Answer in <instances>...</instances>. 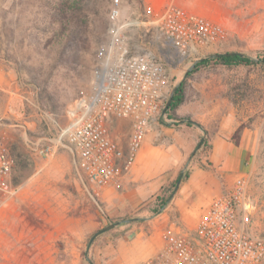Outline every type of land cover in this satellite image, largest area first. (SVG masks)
<instances>
[{
	"label": "rangeland",
	"instance_id": "obj_1",
	"mask_svg": "<svg viewBox=\"0 0 264 264\" xmlns=\"http://www.w3.org/2000/svg\"><path fill=\"white\" fill-rule=\"evenodd\" d=\"M154 1L106 0L100 15L84 16L67 0L51 5L46 0H0V134L13 159L14 188L13 195L0 196V264H123L132 226L155 242L169 222L181 224L170 202L192 167L219 170L229 186L243 178L250 199L248 232L264 239V67L208 66L188 76L211 50L264 57V0H237L232 8L237 33L223 45H204L186 56L168 45L161 24L168 8L181 5L178 0ZM180 1L204 11V0ZM114 2L119 5L116 20L110 17ZM73 21L78 50L72 54L65 39ZM113 24L122 26L118 54L152 56L164 66L168 86L163 107L184 84V102L174 112L179 119H169L167 110L159 123L190 120L185 124L198 128V143L206 142L196 146L176 190L181 172L125 210L116 199L107 203L100 191L91 190L63 135L77 100L92 90L96 52L109 43ZM181 107L204 111L206 119L177 115ZM110 120L111 136L125 143L130 122ZM212 139L219 143L215 152ZM47 146L53 153L44 156ZM135 189L130 183L119 193L132 196ZM116 222L117 227L96 237L87 249L97 230Z\"/></svg>",
	"mask_w": 264,
	"mask_h": 264
},
{
	"label": "built area",
	"instance_id": "obj_2",
	"mask_svg": "<svg viewBox=\"0 0 264 264\" xmlns=\"http://www.w3.org/2000/svg\"><path fill=\"white\" fill-rule=\"evenodd\" d=\"M118 7L117 2L111 5L112 20L118 17ZM161 24L168 45L181 56L217 45L227 36L219 24L176 7L165 11ZM121 28L113 24L109 43L98 48L92 90L77 100L63 130L85 181L96 194L130 171L151 123L161 115L168 86L166 70L154 57L117 53L122 50ZM111 116L130 122L125 143L111 136ZM52 153L49 146L43 150L44 156ZM12 165L0 134V196L14 193ZM249 200L245 181L239 177L211 201L192 230L169 222L160 249L133 264H264V239L247 229Z\"/></svg>",
	"mask_w": 264,
	"mask_h": 264
},
{
	"label": "crops",
	"instance_id": "obj_3",
	"mask_svg": "<svg viewBox=\"0 0 264 264\" xmlns=\"http://www.w3.org/2000/svg\"><path fill=\"white\" fill-rule=\"evenodd\" d=\"M166 1L156 0L152 4H162ZM177 2L181 5L180 9L222 26L227 36L220 44L223 45L228 36L237 33L233 25L238 22V16L232 9L236 8L237 0H204L203 12L194 10L190 4H184L180 0ZM209 53L210 55L215 54L216 51L211 50ZM198 112L191 107H181L176 111V114L203 122L206 115L204 111ZM200 137V131L193 124L163 125L159 123V119L153 121L132 168L120 180L102 188L100 191L102 198L107 203L116 199L117 203L124 205V210L127 205L132 208L138 206L143 199H147L151 193L172 181L173 177L182 172L196 149ZM212 143L215 145V152L219 143L215 139H212ZM223 180L224 175L219 170L212 172L199 167H192L188 178L182 181L178 192L170 202L179 216L178 221L181 222L185 230H192L199 216L207 210L211 201L229 186ZM130 183L136 186V192L132 196H126L124 191L119 193V190L126 189ZM127 225L130 226V224ZM132 232L134 234H131ZM130 235H132V243L123 257V264L142 261L150 256L148 252L154 255L162 245L161 238L157 237L153 242L151 237L149 239L144 237L142 230L137 231L136 226H132Z\"/></svg>",
	"mask_w": 264,
	"mask_h": 264
},
{
	"label": "trees",
	"instance_id": "obj_4",
	"mask_svg": "<svg viewBox=\"0 0 264 264\" xmlns=\"http://www.w3.org/2000/svg\"><path fill=\"white\" fill-rule=\"evenodd\" d=\"M53 0H46L47 5H51ZM61 1V0H57ZM69 2V5L72 7H75L78 11H81V13H84V16L87 15V12H93L95 15H100L102 11V3L106 0H67ZM83 16V17H84ZM77 21H73L70 23L69 31L66 35L65 41L67 42V47H70L73 49V52H76L77 49V35L75 34ZM72 26V27H71ZM261 66L264 67V57H256L252 58L250 56H247L245 54L241 55H215L212 54L208 58L199 60L198 62H195L192 66L188 76L191 73L197 72L203 67L208 66H223L226 68H233L237 66ZM185 99V93H184V84L181 82L175 91L172 94V97L170 99V104L168 106V118L169 119H179L174 115L175 110L184 102ZM177 125V124H176ZM203 145H206L205 140H201L200 143H198L197 147H201ZM189 176V173L184 174L183 180H186ZM178 179V177H177ZM12 185V184H11ZM168 197L162 202L161 206H165L167 203Z\"/></svg>",
	"mask_w": 264,
	"mask_h": 264
},
{
	"label": "water",
	"instance_id": "obj_5",
	"mask_svg": "<svg viewBox=\"0 0 264 264\" xmlns=\"http://www.w3.org/2000/svg\"><path fill=\"white\" fill-rule=\"evenodd\" d=\"M236 54L241 55V53H235V52L220 53V54H215V55H236ZM174 91H175V89L171 92L168 101L166 102L165 106L163 107L162 112H161L162 115H164V114L166 113V111H167V109H168V106H169V104H170V99H171L172 94H173ZM186 122H187V123H191L192 121H190V120H182V121H180V123H186ZM182 175H183V172H181L179 178H178L177 181H176V184H175V190L178 188V186H179V184H180V182H181V180H182ZM118 225H119V223L116 222V223L109 224V225H107V226H105V227H103V228L97 230V231H96V232L90 237L89 242H88V245H87V249H88V247L90 246V244L92 243V241H93L96 237H98L99 235H101V234H103V233H105V232H107V231H109V230H111V229L117 227Z\"/></svg>",
	"mask_w": 264,
	"mask_h": 264
}]
</instances>
